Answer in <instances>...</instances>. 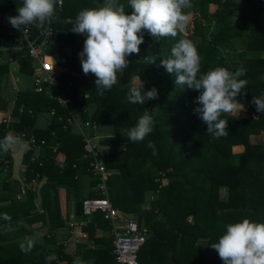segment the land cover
Here are the masks:
<instances>
[{"label":"trees","instance_id":"1","mask_svg":"<svg viewBox=\"0 0 264 264\" xmlns=\"http://www.w3.org/2000/svg\"><path fill=\"white\" fill-rule=\"evenodd\" d=\"M120 2L126 12L131 11L127 0ZM22 3L0 0V36L4 37L0 48L16 45L8 37L12 25L6 18L17 13ZM102 5L103 0H63L49 24L48 30L56 38L50 36L48 43H58V49L47 59L66 70L58 76V92L69 102L62 104L48 93L16 92L11 114L16 123H0V138L7 131L25 138L33 135L47 149L41 158L34 157L31 147L24 151L25 183H44L38 192L27 189L22 200L17 199L14 182L9 180V152L0 153L1 161L7 162L0 164L7 166L0 190V217H11L10 222L0 218V262L73 264L78 257L88 264L115 263L112 237L94 236L97 229L109 232L110 225L99 213L88 217L82 213L83 200L100 197V192L96 188L98 178L88 171L90 160L83 157L82 136L72 117L75 115L80 122L95 124L98 131L110 128L112 132L97 140L101 160L110 173L109 200L140 229L154 233L138 253L139 264H223L210 245L218 242L226 225L245 218L264 222V113H257L251 103L254 95L264 93V0H192V8L185 10L191 17L186 30L159 42L144 33L139 54L128 57L130 63L122 74L118 73V82L100 95L96 77L91 73L86 77L82 71L79 53L85 37L70 30L81 10ZM46 26L47 22L43 27L32 25L33 39L42 37ZM180 39H189L196 46L201 73L216 67L246 70L240 77L248 81L242 90L246 93L237 97L242 110L221 117L228 120L227 136L213 139L207 133V125L194 113L199 92L176 86L174 74L161 65ZM21 47V51L0 50V55L18 56L14 58L20 71L32 75L31 59ZM61 59L65 60L63 64ZM7 68V64L0 66L4 72ZM134 78L145 82V91L155 87L158 99L144 105L127 102ZM86 85L91 90L86 98H79V87ZM7 106L0 97V111ZM89 107H93L92 112ZM51 111L54 114L49 117L48 129L31 131L36 117ZM145 111L153 118V131L144 141L133 143L121 132L135 126ZM260 136L262 141H251V137ZM149 141L155 144V155L147 147ZM59 189H64L69 199L74 198L76 220L85 223L82 230L100 247L78 244L72 257L64 253L63 244H56L52 233L68 220L67 212L62 217ZM20 221L28 227L20 226ZM9 229L12 231L7 232ZM41 229L51 236L44 237L42 244L33 242L27 254L21 252V242L12 241Z\"/></svg>","mask_w":264,"mask_h":264},{"label":"clouds","instance_id":"2","mask_svg":"<svg viewBox=\"0 0 264 264\" xmlns=\"http://www.w3.org/2000/svg\"><path fill=\"white\" fill-rule=\"evenodd\" d=\"M62 0H23L17 7V15L8 17L9 23L17 30L35 25L43 27L51 22L56 14L57 5ZM131 11H125L120 0H103L100 7L81 10L70 31L85 37L83 49L79 53L82 71L91 73L95 79L96 92L103 95L118 82V73L128 67V57L139 54L144 43V33L156 42L165 37L175 38L183 33L190 21L185 11L192 8V0H127ZM161 65L175 76V85L199 92L194 113L207 125V133L213 139L227 136L228 120L221 117L241 111L237 97L245 94L248 81L240 79L246 70L238 68L234 72L224 67H216L201 73V57L194 43L189 39H180L171 48L168 58ZM264 79V77H261ZM144 81L134 78L129 86L127 102L144 105L146 101L158 99V90L153 87L145 91ZM251 103L257 113H264V93L253 96ZM152 116L145 111L135 126L123 129L122 136L133 143H139L153 131ZM14 146L30 150V145L20 136L11 133L0 138V153H8ZM148 148L156 154L155 144L149 141ZM11 221L3 214L0 217ZM20 226L27 228L23 221ZM21 252L27 254L33 247V241L21 242ZM223 264H264V222L257 223L245 218L229 223L218 242L210 245ZM73 264H81L77 257Z\"/></svg>","mask_w":264,"mask_h":264},{"label":"built area","instance_id":"3","mask_svg":"<svg viewBox=\"0 0 264 264\" xmlns=\"http://www.w3.org/2000/svg\"><path fill=\"white\" fill-rule=\"evenodd\" d=\"M59 6L61 5L58 4ZM6 20L9 22L8 18ZM32 25L28 26L25 31L10 28L8 37L12 38L17 46L25 47L26 53L32 62L35 63L34 74L32 75L33 90L35 93H48L56 98L60 103L66 104L69 99H62L58 92L59 81L58 74L55 70V63L50 62L47 57V47L49 45V37L56 38V34L50 30L45 31L42 37L34 38L31 34ZM4 42V37L0 36V44ZM64 59L60 63L63 64ZM57 66V65H56ZM54 111L49 113L50 116ZM74 124L77 131L82 136L83 140V157L89 162V169L96 175L99 180L96 188L100 192V197L87 198L82 202V213L88 217L95 213H99L111 227L112 248L116 264H139L138 253L141 247L145 244L147 232L138 227L137 222L111 204L109 200L107 180L110 173L106 170L100 154L99 148L95 140L97 127L95 124L87 122H79L75 116ZM22 139L25 138L23 135ZM25 141L30 145L35 152L44 145L41 141L39 144L33 135L26 136ZM84 222H80L79 226L83 227ZM70 228L76 226L73 221L69 222Z\"/></svg>","mask_w":264,"mask_h":264},{"label":"crops","instance_id":"4","mask_svg":"<svg viewBox=\"0 0 264 264\" xmlns=\"http://www.w3.org/2000/svg\"><path fill=\"white\" fill-rule=\"evenodd\" d=\"M18 13L14 12L13 16H16ZM9 47H18L21 48L20 46H9ZM21 49L13 50V51H21ZM58 49V43H52L49 44L46 51L48 56L51 54H55ZM14 57L18 56H9V55H0V66H4L7 64V71L4 72L0 70V97L5 100L8 103L7 109L4 111H0V123L1 124H6V125H11L16 123V118L13 117L12 114V109L14 106V101H15V93L16 92H21V91H26V90H33V83H32V75H28L26 73H22L20 71V65L17 60H15ZM31 68L32 70H35V63L31 61ZM55 70L57 71L58 76H60L62 73H66V70L62 67H58L55 65ZM73 74V73H72ZM74 75V74H73ZM75 76V75H74ZM88 75H86L87 77ZM91 90L90 86H80L79 87V94L78 97L80 98L83 96V98L87 97L89 91ZM90 112L93 111V107H89ZM45 118L48 119L49 122V117L50 115L45 113L41 114ZM76 119L79 121V119L76 117ZM80 122V121H79ZM83 123V122H82ZM49 125V124H48ZM13 134V135H18L17 133L13 131H7L6 134ZM97 133V132H96ZM95 133L96 137L97 134ZM47 149L44 147H40L37 151L36 156L34 154V157L36 158H41L43 157ZM5 156V154H3ZM10 155V162L8 165H11V178L9 179L10 181L14 182V187L16 189V184L19 185V193L17 192L16 189V196L17 199L22 200L25 197V192L27 189H31L34 192H38L39 188L42 186L44 183V180L41 182H36L35 180H32L30 184H26L24 181V174H25V169L26 166L23 164V158H24V150H22L19 146H14L13 149L9 151ZM0 159V164H6L7 162L1 161ZM61 166V164H60ZM88 171L91 172L89 169ZM6 173H7V166H0V190H1V184L4 183L6 180ZM94 177L97 179L96 175ZM87 199V198H86ZM85 200V199H84ZM2 204H5L4 202ZM36 206L39 204V199L35 201ZM59 206H61L62 210V217H64V214L66 212L68 213V220L65 223V226L54 231L52 235L56 239V244H63L64 247V253L69 256H74L75 254V249L76 245L78 244H87L88 246H99V245H94L91 239L88 238L87 233H85L82 230V227L79 226L80 221L76 220L75 213H74V198L71 197L69 199L68 194L64 189H59ZM39 212H42L41 209H38ZM73 221L76 223V226L73 228H70L69 222ZM12 230L9 229L7 232H11ZM107 233L109 235H107ZM51 235L45 230L41 229L38 231H35V233H32L29 236L26 237H17L14 238L15 242H24L27 239L32 240L33 242H38L42 244V239L44 237L49 238ZM95 238H109L111 237V232H103L101 229H97L95 232ZM10 236H8L9 238ZM11 240V239H10ZM100 247V246H99ZM81 264H88V260H82L80 261ZM0 264H3V260H1ZM60 264H67L66 261H61ZM116 264V263H114Z\"/></svg>","mask_w":264,"mask_h":264},{"label":"water","instance_id":"5","mask_svg":"<svg viewBox=\"0 0 264 264\" xmlns=\"http://www.w3.org/2000/svg\"><path fill=\"white\" fill-rule=\"evenodd\" d=\"M49 24L50 22L48 23L47 22V26H46V30L49 29ZM17 49H21V48H18V47H3V48H0L1 51H13V50H17ZM48 119L45 118L43 115L39 114L37 117H36V120H35V123L33 124V127H32V130L31 131H34V130H41V131H45L48 129ZM16 189H17V192L19 193V185L16 184ZM154 236V233L153 232H150L146 235V239H150Z\"/></svg>","mask_w":264,"mask_h":264},{"label":"rangeland","instance_id":"6","mask_svg":"<svg viewBox=\"0 0 264 264\" xmlns=\"http://www.w3.org/2000/svg\"><path fill=\"white\" fill-rule=\"evenodd\" d=\"M62 2H63V0H62ZM191 18V17H190ZM75 116V115H74ZM97 133V138L98 139H96L95 140V142L97 143V140H100V139H103L104 137H106V136H110V135H112V132L110 131V128H101V130L100 131H98V129H97V131H96ZM263 140V137L262 136H260V137H251V141L252 142H259V141H262ZM119 148V147H118ZM38 151V150H37ZM37 151H35L34 152V154L35 153H37ZM35 156H36V154H35ZM224 196V195H223ZM148 197H150V196H148ZM128 217V216H127ZM130 218V217H129ZM107 235H109L108 233H107Z\"/></svg>","mask_w":264,"mask_h":264}]
</instances>
